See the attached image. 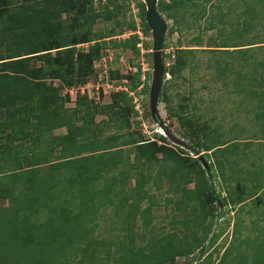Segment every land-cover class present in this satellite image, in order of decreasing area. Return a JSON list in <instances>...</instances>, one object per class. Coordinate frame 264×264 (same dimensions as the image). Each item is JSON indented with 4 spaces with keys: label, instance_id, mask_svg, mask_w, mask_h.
Segmentation results:
<instances>
[{
    "label": "trees",
    "instance_id": "obj_1",
    "mask_svg": "<svg viewBox=\"0 0 264 264\" xmlns=\"http://www.w3.org/2000/svg\"><path fill=\"white\" fill-rule=\"evenodd\" d=\"M117 1L96 0L103 9L96 12L93 0H0V264H174L190 256L187 264H264V222L257 226L247 220L252 234L236 239L245 217L264 221V202L252 206L263 197L264 159L252 164L253 171L237 168L239 144L220 140L199 122L193 104L182 103L188 99L174 106L170 94L173 81L192 66L201 35L213 31L206 47L213 54H235L232 59L249 69L235 71L231 85L241 81L238 91L243 88L245 94L254 93L255 85L264 90V15L248 0H240L245 6L238 15L212 5L219 0L157 1L156 11L166 23L161 56L169 59L157 102L176 120L183 149L159 145L160 136L146 140L139 123H132L135 111L127 92L141 98L142 108L149 92V76L141 81L138 66L126 77L129 91L112 92L109 103L99 105L76 92L74 107H66L61 88L77 91L88 84L92 62L106 59L108 49H128L136 59L141 47L151 57V43L143 39H149L144 5L133 0L135 23L123 15V0ZM96 20L103 27L93 32ZM124 29L131 35L117 39ZM138 29L142 37L135 34ZM190 29L196 33L188 37L183 32ZM174 33L184 43L177 39L165 55ZM35 62L41 65L32 69ZM105 65L112 86L110 63ZM214 70L217 78L228 71L226 64ZM97 116L102 118L96 121ZM60 129L64 133L52 134ZM231 146L236 149L227 158L219 154ZM156 170L166 188L149 176ZM240 170L247 174L238 175ZM160 207L169 215L157 216ZM225 212L234 218L231 238L212 259L215 251L209 249L223 234L215 232L220 227L215 223Z\"/></svg>",
    "mask_w": 264,
    "mask_h": 264
},
{
    "label": "rangeland",
    "instance_id": "obj_2",
    "mask_svg": "<svg viewBox=\"0 0 264 264\" xmlns=\"http://www.w3.org/2000/svg\"><path fill=\"white\" fill-rule=\"evenodd\" d=\"M113 2V0H110ZM234 0H230L226 2V0H219V2H212V5L217 4L222 12L228 11L231 12V15H238L245 6L244 3H242L240 0H237L233 2ZM239 1V2H238ZM249 5L251 8L257 10L259 15H264V0H248ZM259 3H256V2ZM114 2L119 3V1L114 0ZM123 10L125 18H129L135 23L137 22V19L135 17V8L133 7V0H123ZM120 2V3H122ZM102 3H105V0H102ZM93 8L96 12H101L103 9L97 7L96 0H93ZM66 18V15H61L60 20L64 23V19ZM202 20L199 22V24H202ZM71 25V23H69ZM138 25V24H137ZM63 27L67 28L68 25H63ZM103 25L100 22V20H96L93 24V32L97 31V29L102 28ZM115 31H119L116 26H114ZM68 30V29H67ZM75 30V29H74ZM196 29H190L185 35L192 36L196 33ZM122 35L117 37V39H128L129 35H131V31H128L126 29L121 30ZM140 33V30L138 31ZM65 33V32H64ZM70 33V32H69ZM134 33V32H133ZM141 34V33H140ZM70 34H66V36H69ZM215 35V32H205L201 35V47L196 48L193 54V63L191 64L189 69H186L182 73V77L178 80H174V86L170 90L171 97L173 99L172 105L176 106L179 102L180 98L184 97V99H188V101L182 102L187 103L188 105L193 104L196 108L197 115L200 116L199 122H205L209 126L210 130H214L217 135H219L220 140L224 141H232V140H244L246 138H249L250 140L253 139V137L260 136L261 138L264 137V118L261 116H256L258 114H263L264 116V90L259 89L258 86H254L252 88L254 93L249 91L246 94L242 91H238V87L242 84L239 81L238 85L232 86L231 84L236 79L234 73L235 71H239L240 74H243L245 72H248L246 68H243L239 60L232 59L233 55L226 56L225 54H216L220 52H215V54L212 53V49L207 48V43L210 37H213ZM65 36V37H66ZM142 37V35H141ZM264 38V37H263ZM144 41H150V37L143 38ZM177 39L180 40V42H183V37H179L177 34H172L169 37L168 40V48L164 50L165 55H170L172 52V49L177 45L176 41ZM261 39V38H260ZM67 40H71L70 37L67 38ZM257 39L256 41H258ZM244 41V40H243ZM246 41V40H245ZM244 41V42H245ZM71 43V42H70ZM180 46H185V44H180ZM77 47L85 48L86 45H78ZM256 47V46H253ZM258 48H255L256 50ZM234 49H228L227 51H232ZM106 60L110 63L109 70L111 73H113L114 78L111 79L112 87L106 88L105 86H96L95 83H97L98 76H100V69L103 65L102 59L99 58L98 60H95L92 62L91 69H92V75L87 80L89 86L80 87L78 88L79 91H76V87H62L61 88V95L64 96V98L67 99L66 107L67 108H73L75 103L76 95H82L81 93H85L89 97V99H92L94 103L99 102V105H104L106 103H109V96L112 94V92L116 91H123V88L128 90V85L130 84L127 80V76L132 75L133 73L137 72V66L139 68L140 73V79H144L145 75L149 76L148 79V87L150 84V78H151V57L145 56V52L141 47L140 51L138 52V56L135 59L133 53L128 49H119V50H112L108 49L105 51ZM150 53V50L148 51ZM234 53V52H230ZM218 55V56H217ZM237 55V54H236ZM257 58L260 57V54L257 52L256 56ZM218 60V63L215 64ZM105 59V58H104ZM169 59H164V64H168ZM224 64L227 65L228 71L225 73L226 75L221 77L219 76L217 78V73L214 70V67H222ZM40 62H35L32 69L35 67L40 66ZM75 75V73H74ZM264 75V74H262ZM263 77V76H262ZM165 79H168L165 78ZM227 82L229 84L223 86V83ZM54 84L58 85L56 81H53ZM91 85V86H90ZM97 88V91L94 89ZM99 91V95H98ZM263 91V92H262ZM77 94L75 95V93ZM127 97H130V102L132 106H134L135 115H132L131 121L133 124L139 123L138 130L145 136L144 138L146 140H149L150 138H153V141L157 138H154L155 136H160L164 138V142H158L160 144H166L170 146H177L173 144L166 135L169 134L179 140H183L180 138V133L178 130V125L175 119H171L167 116V114L164 111L163 104L160 102H157L156 110L157 114L154 116V118L151 117L149 112V106H148V97L144 102V108L142 106H139L138 112L135 110L136 104H134V99H136V103L139 105L140 97L135 96V93L133 92H127ZM141 104V103H140ZM102 117L97 116L96 121L100 120ZM166 132V133H165ZM64 131L62 129L60 130H54L52 131V134H62ZM258 139V138H257ZM183 142V141H182ZM212 141H208L210 143ZM239 143V142H237ZM241 143V142H240ZM235 146H231L225 150H222L219 152L220 155H224L226 158L229 154L234 153ZM258 152L264 154V150L262 148H257ZM188 156H191V153L187 154ZM217 155V153L215 154ZM122 159L124 160L125 157L123 156ZM264 159V156L262 160ZM116 162H119V157L113 158ZM242 162V160H240ZM207 163H211V160L209 159L206 161ZM256 168V166H255ZM254 168V169H255ZM158 169V166H157ZM212 169V168H211ZM161 174H159L156 171H152L149 176L151 178H155V181L161 182V185L163 184V187H167L166 181L163 182V179L158 178ZM161 179V181H160ZM178 179V178H176ZM215 186L218 185L217 181L213 182ZM132 185V182H131ZM186 187H191V185H188ZM220 187V186H219ZM264 197V193L262 194ZM259 197L255 201L252 206H259L261 204V201L264 202V198ZM260 203V204H259ZM256 204V205H255ZM260 207V206H259ZM258 210V208L256 209ZM261 210V209H259ZM168 210L163 213V209L160 207L156 210V215H169ZM259 215L262 216V212L259 213ZM243 215H240V217ZM232 218L231 213L225 212L224 215H222V218L220 220H217L215 223V228L220 226L218 229L215 230L217 233L218 230L222 229L223 234L219 236L211 245V248L209 249V252H214L212 255V259L218 258L219 254L221 253L222 248L226 247L228 245V242L231 238V226H226L225 221ZM244 219V218H243ZM166 219L163 223L160 225H165L167 223ZM159 219L156 218V222L158 223ZM192 223L198 224L199 222L192 219ZM165 223V224H164ZM244 227L243 230H240V236L236 235L237 241H241V238L245 236L251 235V231L247 227V219L245 217L244 219ZM257 224V223H256ZM255 224V225H256ZM264 224V223H263ZM157 226L159 225L156 224ZM259 238L262 239L261 235H259ZM209 239V238H208ZM207 252V253H209ZM194 255V254H193ZM191 257V256H190ZM175 259L174 264H187L188 260L190 259Z\"/></svg>",
    "mask_w": 264,
    "mask_h": 264
},
{
    "label": "water",
    "instance_id": "obj_3",
    "mask_svg": "<svg viewBox=\"0 0 264 264\" xmlns=\"http://www.w3.org/2000/svg\"><path fill=\"white\" fill-rule=\"evenodd\" d=\"M144 5V21L149 29L151 43V78L148 92V106L152 118L156 116L157 98L160 91L163 75L164 63L161 56L164 34L166 31V23L160 18L156 11L158 0H140ZM166 133V132H165ZM168 139L175 145L187 149L186 145L179 139L169 135Z\"/></svg>",
    "mask_w": 264,
    "mask_h": 264
},
{
    "label": "crops",
    "instance_id": "obj_4",
    "mask_svg": "<svg viewBox=\"0 0 264 264\" xmlns=\"http://www.w3.org/2000/svg\"><path fill=\"white\" fill-rule=\"evenodd\" d=\"M263 114H258L256 116H261L262 118H264V116H262ZM219 136V135H217ZM250 138V137H249ZM249 138H246L242 141L240 140H234L235 143L239 142V150H238V156H235V159H239L238 161V164H237V168H240V169H246V170H251L253 171V167H252V164H255L257 161H261L264 154L263 153H260L258 152L257 148H262L264 150V137L261 138L260 136L258 137H253V139H249ZM258 138V139H257ZM224 141V140H223ZM226 142V141H225ZM241 142V143H240ZM261 146V147H260ZM208 154V153H207ZM241 154H244L245 158H241ZM242 160V162L240 161ZM244 160H246L244 162ZM239 170H237L235 173H237ZM247 173H241V170H240V173L238 175H245ZM263 174V180H264V172L262 173ZM243 177V176H242ZM215 181H217V183L220 184V179L216 176V178L214 179ZM252 180V179H251ZM245 186L247 187V182L245 183ZM251 186V185H250ZM189 188V187H188ZM221 190V195L223 196V193H222V188L220 189ZM260 192L257 193V195H255L254 197H251L250 199H245L243 202V204H250L254 198H256L258 195H259ZM231 213V212H229ZM232 214V213H231ZM254 216H250L249 218H246L248 221L250 220H254V221H257L259 223H257V226L258 225H261L262 223L261 222H264V221H258L256 220L255 218H253ZM234 222V218H233V215H232V218H230V221L228 220V227L231 226L232 227V223Z\"/></svg>",
    "mask_w": 264,
    "mask_h": 264
},
{
    "label": "built area",
    "instance_id": "obj_5",
    "mask_svg": "<svg viewBox=\"0 0 264 264\" xmlns=\"http://www.w3.org/2000/svg\"><path fill=\"white\" fill-rule=\"evenodd\" d=\"M136 34H137V36L138 37H140L141 36V34L137 31L136 32ZM138 46H140V45H138ZM105 60L106 59H102L101 61H102V63H103V65H102V67H101V72H100V76H98V80H97V83H95V85L96 86H98L99 84V82L103 79V80H105V84L103 85V86H105L106 88H110V87H112L110 84H107V82H106V71H107V67H106V65H105ZM143 79H141V81H142ZM89 84L90 83H88V84H86L85 86H89ZM84 86V87H85ZM91 86V85H90ZM101 85H99V87H100ZM81 89V88H80ZM96 91H97V88H94ZM123 90L124 91H126V89L125 88H123ZM78 91H79V89H78ZM80 92V91H79ZM82 95H85V93H84V91H83V93H81ZM87 96V95H86ZM88 97V96H87ZM89 98V97H88ZM141 99V98H140ZM134 104H136V107H135V110L138 112V110H139V106H140V100H139V105L136 103V99H134ZM141 107V106H140ZM133 110H134V106H133Z\"/></svg>",
    "mask_w": 264,
    "mask_h": 264
},
{
    "label": "clouds",
    "instance_id": "obj_6",
    "mask_svg": "<svg viewBox=\"0 0 264 264\" xmlns=\"http://www.w3.org/2000/svg\"><path fill=\"white\" fill-rule=\"evenodd\" d=\"M137 31H139V29H138ZM137 31H136V32H137ZM136 32H135V34H136ZM136 35H137V34H136ZM149 37H150V36H149ZM139 51H140V49H139ZM150 51H151V50H150ZM163 63H164V59H163ZM166 65H167V64H166ZM166 65L164 64V67H165ZM163 77L167 78L168 76L164 74ZM149 141H153V138H150Z\"/></svg>",
    "mask_w": 264,
    "mask_h": 264
}]
</instances>
